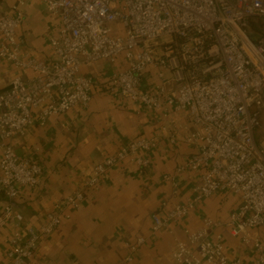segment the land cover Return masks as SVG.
<instances>
[{
	"label": "built area",
	"instance_id": "2783aa9c",
	"mask_svg": "<svg viewBox=\"0 0 264 264\" xmlns=\"http://www.w3.org/2000/svg\"><path fill=\"white\" fill-rule=\"evenodd\" d=\"M43 1L60 20L50 37L52 61L22 48L25 1L9 10L0 2V59L33 72L15 75L0 91V188L6 197L0 224L13 228L5 264H36L39 241L81 207L88 190L99 188L108 168L125 160L140 170L150 167L147 153L158 138L135 137L96 163L83 186L58 201L42 223L21 230L24 216L16 201L44 183V170L21 157L11 138L52 115L87 107L94 80L82 69L120 59L125 66L111 74L109 93L157 112L173 142L196 149L177 169L199 172L192 195L165 217L154 214V230L218 191L240 198L227 218L206 215L200 228L185 229L173 264H247L241 255L228 254L226 233L251 245L254 264H264V148L255 138L264 109V0ZM164 179L177 189L175 175ZM144 241L140 236L130 248Z\"/></svg>",
	"mask_w": 264,
	"mask_h": 264
},
{
	"label": "crops",
	"instance_id": "0c3cea01",
	"mask_svg": "<svg viewBox=\"0 0 264 264\" xmlns=\"http://www.w3.org/2000/svg\"><path fill=\"white\" fill-rule=\"evenodd\" d=\"M17 1L0 0L6 10ZM24 1V20L18 30L22 48L39 59L52 61L50 37L58 30L59 17L47 11L43 0ZM123 66L120 59L117 64L99 60L84 67L82 73L94 80L87 107L78 105L52 115L46 124L36 123L10 140L21 157L31 158L44 170V183L36 190L24 191L16 201L24 216L21 230L25 232L28 226L42 223L58 201L83 186L94 165L107 155L135 137L158 138V145L147 153L149 168L140 170L125 160L105 171L99 188L88 190L81 207L72 210L69 219L39 241L36 264H173L176 242L186 238L185 229L200 228L206 215L227 218L240 203L233 193L218 191L184 217L154 230V214L165 217L176 203L192 195L199 172L177 169L196 149L183 140L173 142L169 133L162 131L157 112L109 93L111 74ZM17 74L28 78L33 72L0 59V91L8 88ZM263 115L264 111L261 119ZM258 129L256 142L264 148V143L260 144L263 133ZM165 174L175 175L177 189L164 179ZM5 203L0 188V214ZM12 232L11 225L0 224V264L7 261ZM140 236L145 241L132 250L130 245ZM226 249L232 257L241 255L247 264L255 262L257 254L251 245L242 244L240 238L229 233Z\"/></svg>",
	"mask_w": 264,
	"mask_h": 264
},
{
	"label": "rangeland",
	"instance_id": "374dc122",
	"mask_svg": "<svg viewBox=\"0 0 264 264\" xmlns=\"http://www.w3.org/2000/svg\"><path fill=\"white\" fill-rule=\"evenodd\" d=\"M264 111V110H263ZM259 129L262 131V133L263 134H261V136L263 135V137H262V139H261V142H260V144H262L263 145V143H264V115H263V118H262V122H261V125L259 126ZM258 129V130H259ZM258 140V139H257ZM256 140V141H257ZM218 193V192H217ZM235 195V194H234ZM237 196V195H236Z\"/></svg>",
	"mask_w": 264,
	"mask_h": 264
}]
</instances>
